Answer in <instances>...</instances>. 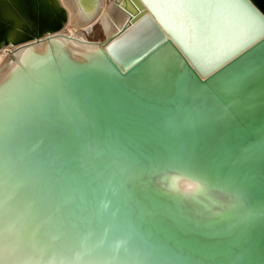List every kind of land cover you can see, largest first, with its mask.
I'll return each instance as SVG.
<instances>
[{"label":"bare ground","instance_id":"6f19581e","mask_svg":"<svg viewBox=\"0 0 264 264\" xmlns=\"http://www.w3.org/2000/svg\"><path fill=\"white\" fill-rule=\"evenodd\" d=\"M122 1L0 0V261L264 264V0Z\"/></svg>","mask_w":264,"mask_h":264},{"label":"water","instance_id":"95a60500","mask_svg":"<svg viewBox=\"0 0 264 264\" xmlns=\"http://www.w3.org/2000/svg\"><path fill=\"white\" fill-rule=\"evenodd\" d=\"M37 1L38 0H23V3L25 5V8H26V13H27V16H28V19L29 21L32 23V25L34 26L33 30L34 31H31V35H32V38H36L37 37V31H41V30H49L50 28L48 29H44V27L49 23V18H48V15L46 14V12L44 11H40L39 12V3L37 4ZM129 0H123L122 1V4L125 8H127V3H128ZM134 2V4L136 6L139 7V4L136 2V0H132ZM256 13H258L261 17H262V14H260V11L254 6L253 3H251L250 0H244ZM133 17V16H132ZM263 19H264V16H263ZM12 23L9 22V24H7L6 22L0 20V35H4L7 28L11 25ZM27 29V28H26ZM25 30V29H24ZM264 37V33L258 37V39H255L254 41H251V43H249L248 45H245L244 47L240 48L238 51L235 52V54L233 55H230L229 59L228 60H231L232 58H235L238 54H240L241 52H243L244 50H246L247 48H249V46L253 45L255 42H258L261 38ZM32 38L28 39V40H31ZM162 38H164V36H162ZM178 45L180 46V48L183 49V47H181L180 43H178ZM148 50V49H147ZM145 52V51H143ZM141 53H139V55H136L137 56H141L140 55ZM134 58V57H133ZM133 58L131 59H123L121 62H120V66L123 68V69H126L123 65L124 63H127L129 60H133ZM227 60V59H226ZM135 61V60H134ZM136 62V61H135ZM226 62V61H225ZM228 62V61H227ZM137 63V62H136ZM136 63H132V65L136 64ZM225 64V63H224ZM131 64L129 66H132ZM222 66V65H220ZM129 68V67H128ZM218 68L220 67H217L216 69L214 70H217ZM198 72V74L201 76V78H207L208 76H210L212 73L211 72H214L213 71H201L200 69H198V67L195 68ZM207 73V74H205Z\"/></svg>","mask_w":264,"mask_h":264},{"label":"snow or ice","instance_id":"6c2138e0","mask_svg":"<svg viewBox=\"0 0 264 264\" xmlns=\"http://www.w3.org/2000/svg\"><path fill=\"white\" fill-rule=\"evenodd\" d=\"M160 7L162 9H173V10H176V9H179L181 8L182 6L179 5V4H161ZM173 19L176 20V23H177V26L181 29V30H186L191 38L194 40V41H205V38L203 35H201L199 29L197 28L196 24L191 20V18H188V17H183V16H173ZM205 42H209L210 41H205ZM113 49H115V45H112L111 46ZM233 55L235 54L234 52L232 53ZM141 56L143 55V53L140 54ZM139 56L137 57H134L133 60H129L127 63H124V67L125 68H128L130 64H132L134 62V60H139ZM230 57H225L224 59H229ZM224 62V60H220L216 65L215 67H219L220 64H222ZM211 70V69H210ZM207 74V73H205ZM182 183L184 184V186L188 189H193V188H196L197 185L190 182V181H182ZM0 264H3L2 261H0Z\"/></svg>","mask_w":264,"mask_h":264},{"label":"rangeland","instance_id":"374dc122","mask_svg":"<svg viewBox=\"0 0 264 264\" xmlns=\"http://www.w3.org/2000/svg\"><path fill=\"white\" fill-rule=\"evenodd\" d=\"M86 36L91 40H101L104 38L103 34L101 33V29L98 26H96L93 30L86 32Z\"/></svg>","mask_w":264,"mask_h":264}]
</instances>
